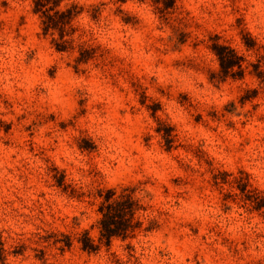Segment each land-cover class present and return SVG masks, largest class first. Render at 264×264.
Wrapping results in <instances>:
<instances>
[{
  "label": "clouds",
  "instance_id": "9594fccd",
  "mask_svg": "<svg viewBox=\"0 0 264 264\" xmlns=\"http://www.w3.org/2000/svg\"><path fill=\"white\" fill-rule=\"evenodd\" d=\"M262 202L264 0H0V264H264Z\"/></svg>",
  "mask_w": 264,
  "mask_h": 264
},
{
  "label": "trees",
  "instance_id": "16d2710c",
  "mask_svg": "<svg viewBox=\"0 0 264 264\" xmlns=\"http://www.w3.org/2000/svg\"><path fill=\"white\" fill-rule=\"evenodd\" d=\"M49 22L53 24V26H55L56 21H53L51 18H49ZM58 50H62V48L60 46H58ZM218 53H224L225 50L223 48H217L215 49ZM87 55V54H84ZM84 55L81 56V59L84 58ZM226 55H230V53H226ZM234 60H229L228 63H234ZM239 74V73H238ZM167 131V130H166ZM108 195H111V193H107L105 198H107ZM264 203V202H262ZM128 203L127 201H125L122 204H117L115 206L114 209H111V215H105L104 220L102 221V226L104 227L106 233L111 234L112 232H115L116 230L122 229L123 227H125V224L122 222H119L118 220H114L113 217H119L122 213V209H124L125 207H128ZM115 223L116 227L115 229H110L109 225Z\"/></svg>",
  "mask_w": 264,
  "mask_h": 264
},
{
  "label": "rangeland",
  "instance_id": "374dc122",
  "mask_svg": "<svg viewBox=\"0 0 264 264\" xmlns=\"http://www.w3.org/2000/svg\"><path fill=\"white\" fill-rule=\"evenodd\" d=\"M254 94V93H253ZM87 146V145H86Z\"/></svg>",
  "mask_w": 264,
  "mask_h": 264
}]
</instances>
